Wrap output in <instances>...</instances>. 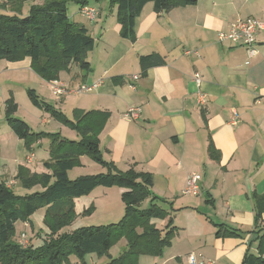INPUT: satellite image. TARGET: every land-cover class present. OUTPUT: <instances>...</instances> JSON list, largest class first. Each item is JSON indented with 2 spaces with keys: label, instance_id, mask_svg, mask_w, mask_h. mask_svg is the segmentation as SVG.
I'll return each instance as SVG.
<instances>
[{
  "label": "crops",
  "instance_id": "obj_1",
  "mask_svg": "<svg viewBox=\"0 0 264 264\" xmlns=\"http://www.w3.org/2000/svg\"><path fill=\"white\" fill-rule=\"evenodd\" d=\"M8 1L3 0L5 12L11 14ZM43 1L20 0L21 13L26 15L30 5ZM91 6L97 17L88 30L95 42L87 54L90 71L71 65V82L62 72L58 80L66 90V81L71 90L95 86L78 100L80 94L71 93L72 113L92 112V134L103 160L122 172L132 168L150 174L153 196L164 201L159 205L165 217L150 219V224L163 232L169 226L172 235L162 259L152 263L183 264L188 254L195 253L214 264H241L247 251L257 253L264 231V204L256 201L264 195V29L256 35L253 57L241 44L219 42L218 33L238 20L264 24V0H197L195 5L160 14L148 2L135 19L134 39L121 37L115 7ZM148 55H159L163 63L143 70L139 60ZM0 65L1 94L6 98L8 92L5 102L12 99L16 104L12 84L44 82L29 57L1 60ZM194 74L200 75L199 85ZM197 93L205 96L204 106L198 105ZM130 107L141 109L133 121L123 118ZM233 111L238 115L234 126L229 123ZM71 131L67 139L73 140L77 133ZM3 140L12 144V167L3 164L5 179L0 183L17 185V168L20 163L31 165L34 154L25 152L13 132H6ZM2 152L0 141V156ZM30 156L32 162L27 163ZM104 171L93 167L92 174ZM191 173L201 176L196 196L182 193ZM101 188L74 200L77 216ZM149 205L147 199L140 206ZM125 248L122 245L119 253ZM91 261L106 264L107 259Z\"/></svg>",
  "mask_w": 264,
  "mask_h": 264
},
{
  "label": "trees",
  "instance_id": "obj_2",
  "mask_svg": "<svg viewBox=\"0 0 264 264\" xmlns=\"http://www.w3.org/2000/svg\"><path fill=\"white\" fill-rule=\"evenodd\" d=\"M69 1L75 2L80 9L89 5L90 0H44L41 5L31 6L26 15L21 13L20 0L8 1L11 14L5 12L6 5L1 3L0 61L14 62L29 57L35 73L46 82L58 80L59 73L69 71L71 65L85 73L90 71L87 54L94 49L95 42L84 25L71 22L68 18ZM196 1L110 0V3L116 8L121 37L134 39L135 19L148 2H152L154 11L160 14L177 7L195 5ZM139 61L143 70L163 63L159 55L140 57ZM28 95L34 105L41 107L33 94L29 92ZM16 107L12 99L7 100L6 123L15 136L24 142L25 148L31 150L40 136L33 133L26 122L13 115ZM55 113L52 111V114ZM91 114L76 109L72 113V120L57 114L62 123L77 133L78 139L61 138L59 134L50 135V158L44 164L49 174L39 177L46 187L44 192L36 193L19 203L10 190L11 186L0 183V264H70L71 258L85 264V257L92 254L106 258V264H139L141 255H160L169 245L172 235L169 226L163 232L150 224V219L163 218L166 214L159 205L164 201L151 192L150 174L136 173L132 168L122 172L111 162L103 160L98 139L92 134ZM82 156L90 157L106 171L69 179V171L75 166H81ZM16 175L15 178H21L25 186L37 180L22 166L17 168ZM97 187L123 189L121 200L124 216L118 223L81 227L56 239L50 238L37 248L31 245L21 248L13 240L14 223L18 219L29 223V216L42 206L47 209L44 223L53 232L63 223L72 222L77 216L74 199L89 195ZM147 199H150V205L142 209L140 205ZM256 201L259 206L264 204V195L257 197ZM226 232L237 235L232 230ZM114 238L125 239L126 248L118 256L111 257L108 251ZM241 264H264V231L258 237L257 253L247 251Z\"/></svg>",
  "mask_w": 264,
  "mask_h": 264
},
{
  "label": "rangeland",
  "instance_id": "obj_3",
  "mask_svg": "<svg viewBox=\"0 0 264 264\" xmlns=\"http://www.w3.org/2000/svg\"><path fill=\"white\" fill-rule=\"evenodd\" d=\"M89 4H93L97 8L104 7L105 10L112 8L110 0H102L101 2L90 0ZM31 6L33 5H30V7ZM28 7L29 5H27L26 3L25 9H28ZM67 15L71 22L84 25L88 30L91 28L90 22L85 17L80 15L79 6L75 2H67ZM0 68H3L2 65H0ZM65 74L69 76L71 82V73H68V71H62V75ZM2 79L3 77L0 78V82ZM43 81L44 82H32L29 80L27 82H24L22 85L17 82L12 84L11 87L13 89L12 95L17 104L16 110L13 112V115H15L16 118L26 122L29 125L31 131L40 136V139H38V141L31 146V150L25 148L23 141L21 143L22 148H24L27 154H34V160L31 165L20 163V166L27 169L29 173H31V175L36 176L37 180L31 182V184H29L28 186H25L21 178L14 177V181L17 182V185H14L13 182L9 183V186H11L10 190L13 192L14 196L17 197L16 199L19 200V203H22L23 200L32 195H35L36 193H42L46 190V187L42 184V181L39 177H41L43 174H49L44 164L50 158L49 153H47V148L50 144V135L59 134L61 138H71L72 133L71 128L62 123L61 118L59 119V117H57V114H60L62 115V117H66L68 120L73 119L71 110V86L68 85L69 81L64 82L67 88V93L60 98L54 96L49 83L47 85L46 81ZM28 82H31L32 84H29ZM32 88L35 90H31ZM29 92L38 99L41 107L33 104L31 99L29 98ZM81 95L82 94L76 95L79 96L76 98V100L80 99ZM7 98L8 92L7 97L5 98L1 94L0 90V141L2 142L3 146L2 156H0V179H5L4 173L6 169L2 167L3 164H6V168L12 167V144L9 143L8 140H3V135L6 132H12L7 127L8 125L6 123L5 101ZM52 111L56 113L52 114ZM43 119H46L47 122L43 123ZM75 139H77V137ZM42 142L44 143L43 147L40 145ZM83 157L84 160H80V162L85 167H73V169L68 173L69 179H74L79 176L94 175L92 174L93 167L97 169L101 168V166L96 164L90 157ZM15 176L17 175L15 174ZM102 190H104V192ZM120 191L121 190L119 189V187H111V189L102 187L101 189H97V192L92 193V199L90 201H87L86 204L82 206L81 210L78 212L79 215L76 216V218L72 222L63 223V225L59 226V228L55 232H53L51 228H49L44 223L47 209L46 206H42L29 216V223L27 222L28 226L26 228L24 227V222L20 219H18L14 223L13 240L21 248H27L29 245H31L33 248H37L42 246L45 241L50 238L56 239L63 234L72 233L81 227H97L116 224L121 221L124 216V205H121L122 201ZM91 201L93 202V204H91ZM22 233H24L26 236L25 246L22 245L23 241L20 238ZM124 244H126L125 239L114 238L113 244L108 251L109 255H111L112 257L118 256L120 247ZM162 257L163 253L160 255L143 254L139 258L141 259V264H154L151 260L154 259V262L156 263L158 262V260H161ZM168 257L169 256H165L164 258L166 259ZM91 258H94V261L95 259L98 260V257L94 254L87 255L84 259L85 263L94 264V262L91 261ZM140 259H138V263H140ZM183 264H188L187 259L183 261Z\"/></svg>",
  "mask_w": 264,
  "mask_h": 264
},
{
  "label": "built area",
  "instance_id": "obj_4",
  "mask_svg": "<svg viewBox=\"0 0 264 264\" xmlns=\"http://www.w3.org/2000/svg\"><path fill=\"white\" fill-rule=\"evenodd\" d=\"M3 0H0V3ZM81 16L85 17L89 22H93L97 17V10L93 6H83L79 9ZM264 29V24L256 19L238 20L230 26L226 32L218 33L219 42H230L233 44H241L246 49L248 57H253L256 54L254 49L255 38L259 30ZM197 85L200 84L201 78L199 74H194L193 77ZM51 91L54 96L60 98L67 93V90L63 87L59 80L50 82ZM95 86L81 85L76 90H71V93L82 94L90 92ZM197 103L200 106H204L206 98L203 94L197 93ZM141 112L139 107H130L123 114V118L127 121L135 120ZM229 123L234 126L238 123V115L236 112H232ZM32 162V156L27 158V163ZM201 176L197 173H191L186 179L185 188L183 190L184 195L196 196L200 192ZM25 234L22 233L20 238L23 241L22 245L25 246L26 238ZM188 264H213L210 260L203 258L201 254L190 253L186 256ZM80 264V263H75Z\"/></svg>",
  "mask_w": 264,
  "mask_h": 264
}]
</instances>
